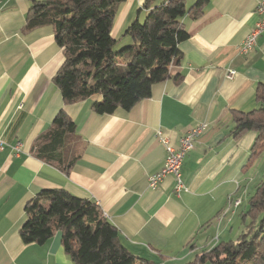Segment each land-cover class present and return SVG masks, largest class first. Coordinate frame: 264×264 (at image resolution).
<instances>
[{
    "label": "crops",
    "instance_id": "crops-1",
    "mask_svg": "<svg viewBox=\"0 0 264 264\" xmlns=\"http://www.w3.org/2000/svg\"><path fill=\"white\" fill-rule=\"evenodd\" d=\"M144 1L120 5L114 38L144 17ZM259 1L207 0L199 17L186 14L189 36L179 44L182 56L172 77L154 84L150 96L129 110L100 114L92 108L100 94L63 102L53 81L63 51L50 25L24 29L30 0H0V264H76L64 252L59 231L41 245L20 239L26 203L48 188L94 201L139 262L188 264L218 242L237 239L240 213L254 191H242L244 179L257 185L262 174L249 173L264 169V149L250 155L256 133L230 132L232 111L256 108L257 88H264V31L250 52H240L258 18ZM194 2L187 0L186 7L191 10ZM129 38H120L126 40L120 47ZM228 69L235 71L231 79L225 77ZM61 110L74 123L61 150L65 158L75 157L67 173L34 154ZM198 123L207 127L183 159L186 188L177 194L172 175L151 188L148 175L166 156L156 131L178 145ZM238 198L240 205L233 207Z\"/></svg>",
    "mask_w": 264,
    "mask_h": 264
},
{
    "label": "trees",
    "instance_id": "trees-1",
    "mask_svg": "<svg viewBox=\"0 0 264 264\" xmlns=\"http://www.w3.org/2000/svg\"><path fill=\"white\" fill-rule=\"evenodd\" d=\"M126 0H30L25 30L50 25L64 60L53 81L65 104L100 94L92 108L100 114L116 109L129 110L148 98L152 86L172 77V68L181 60L180 42L189 34L186 14L197 18L207 0H195L194 11L187 0H164L153 5L145 0L136 18L121 34L135 43L115 49L120 38L111 34L116 13ZM180 75L174 78L180 81ZM258 106L249 112L232 111L230 132L239 136L254 131L250 149L255 157L264 149V88L256 92ZM74 134V123L61 110L52 129L43 134L34 154L68 172L75 157L61 152ZM26 220L19 229L23 243L44 244L56 231L61 233L64 252L76 264H150L139 262L120 242L116 227L88 198L62 188L39 190L25 205ZM243 226L236 240L220 241L196 255L188 264H264V176L240 213Z\"/></svg>",
    "mask_w": 264,
    "mask_h": 264
},
{
    "label": "built area",
    "instance_id": "built-area-1",
    "mask_svg": "<svg viewBox=\"0 0 264 264\" xmlns=\"http://www.w3.org/2000/svg\"><path fill=\"white\" fill-rule=\"evenodd\" d=\"M256 14L258 15V18L240 46V52L242 54H247L254 48L259 35L264 31V0L259 1L257 4ZM234 75L235 71L233 69H228L225 72V77L228 79L233 78ZM206 127V123H198L194 125L180 137L178 145L172 144L168 136H166L160 129L156 131L155 135L158 141L164 146L166 156L162 167L158 171L148 175V185L151 188H156L166 175H172L174 177V191L177 194L186 188L182 180V162L187 152L192 149L196 138L206 129ZM230 198L231 196L228 197L229 202ZM240 203L241 200L237 201V205L232 206L238 207Z\"/></svg>",
    "mask_w": 264,
    "mask_h": 264
},
{
    "label": "rangeland",
    "instance_id": "rangeland-1",
    "mask_svg": "<svg viewBox=\"0 0 264 264\" xmlns=\"http://www.w3.org/2000/svg\"><path fill=\"white\" fill-rule=\"evenodd\" d=\"M162 2H163V1H162ZM162 2H161V3H162ZM124 38H126V36H124L123 39H124ZM123 39H122V40H123ZM122 40H121V41H122ZM129 40H130V42L128 43L129 45H130V44H133V42L135 43V40L133 41V39H132L131 37L129 38ZM121 41H119V42L117 43V45L115 46V49H120V48H121V47H120V43L122 44V43H124L126 40H123L122 42H121ZM256 169H257V170H254L253 172L249 173V175L253 177V176H255V174L258 173V174H262V176H264V169H263V168H261V167L258 168V167H257ZM260 178H261V177H260ZM260 178H259V179H260ZM246 183H249V186H248V187H246V185H245ZM256 183H257V182H256ZM256 183H253V184L251 185V183H250L248 180L244 179V182H243L244 185H243V187H245V188H244L242 191L245 192L246 188H247V189L250 188V191H251V190H254L253 188L255 187ZM254 184H255V185H254ZM252 192H253V191H252ZM237 200H240V198H238ZM232 205H234V203H233Z\"/></svg>",
    "mask_w": 264,
    "mask_h": 264
},
{
    "label": "bare ground",
    "instance_id": "bare-ground-1",
    "mask_svg": "<svg viewBox=\"0 0 264 264\" xmlns=\"http://www.w3.org/2000/svg\"><path fill=\"white\" fill-rule=\"evenodd\" d=\"M237 201H239V200H237ZM237 201H234V204H235V205H237Z\"/></svg>",
    "mask_w": 264,
    "mask_h": 264
}]
</instances>
